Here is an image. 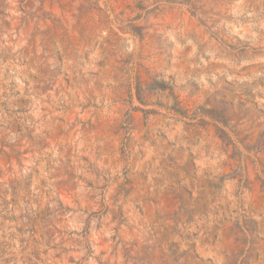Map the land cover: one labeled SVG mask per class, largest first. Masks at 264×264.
Instances as JSON below:
<instances>
[{"label":"rangeland","instance_id":"374dc122","mask_svg":"<svg viewBox=\"0 0 264 264\" xmlns=\"http://www.w3.org/2000/svg\"><path fill=\"white\" fill-rule=\"evenodd\" d=\"M0 264H264V0H0Z\"/></svg>","mask_w":264,"mask_h":264}]
</instances>
